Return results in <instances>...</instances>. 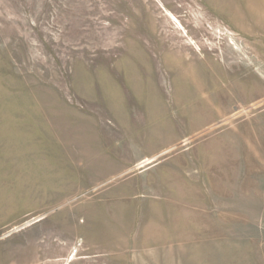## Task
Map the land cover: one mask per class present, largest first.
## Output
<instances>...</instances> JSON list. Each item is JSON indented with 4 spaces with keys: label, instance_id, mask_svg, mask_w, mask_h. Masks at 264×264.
Listing matches in <instances>:
<instances>
[{
    "label": "rangeland",
    "instance_id": "1",
    "mask_svg": "<svg viewBox=\"0 0 264 264\" xmlns=\"http://www.w3.org/2000/svg\"><path fill=\"white\" fill-rule=\"evenodd\" d=\"M0 264H264V0H0Z\"/></svg>",
    "mask_w": 264,
    "mask_h": 264
}]
</instances>
